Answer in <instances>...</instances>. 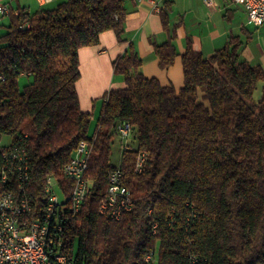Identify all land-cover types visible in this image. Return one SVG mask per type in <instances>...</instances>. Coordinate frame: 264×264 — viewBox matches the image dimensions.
Returning <instances> with one entry per match:
<instances>
[{
	"label": "trees",
	"instance_id": "obj_1",
	"mask_svg": "<svg viewBox=\"0 0 264 264\" xmlns=\"http://www.w3.org/2000/svg\"><path fill=\"white\" fill-rule=\"evenodd\" d=\"M126 3L64 0L35 14L14 8L0 37V135L11 137L0 165L4 150L21 139L30 165L27 193L41 209L47 179L67 197L72 182L63 166L80 142L91 146L90 190L81 210L62 219L65 251L75 264H145L152 250L157 264H264V71L241 58L238 37L208 58L188 42L178 93L144 77L129 44L112 63L123 87L100 98L88 135L91 114L80 109L76 91L78 50L96 46L108 31L125 42ZM167 11L160 13L167 40L150 42L161 70L179 55ZM21 76L30 79L23 89ZM120 122L130 125L136 146H124L113 165L112 136ZM137 152L146 156L140 173ZM115 168L134 201L118 220L99 213Z\"/></svg>",
	"mask_w": 264,
	"mask_h": 264
},
{
	"label": "built area",
	"instance_id": "obj_2",
	"mask_svg": "<svg viewBox=\"0 0 264 264\" xmlns=\"http://www.w3.org/2000/svg\"><path fill=\"white\" fill-rule=\"evenodd\" d=\"M35 1L42 6L51 0ZM203 1L206 6L212 5L211 0ZM227 1L241 6L254 26L264 24V0ZM153 10L159 12L155 5ZM11 13L17 14L9 3H0V17H7ZM24 25L29 27L26 23ZM3 80L0 75V81ZM115 132L122 139H127L131 127L127 122H120L116 125ZM21 142L20 139L4 150L0 165V264H75L65 251L62 219L68 213L76 214L81 210L90 190V182L85 179V173L92 152L91 146L87 142H80L71 160L63 166V176L72 182L69 195L65 197L57 181L48 178L44 190L47 197L39 209L27 193L30 165L26 148ZM145 162V154L137 152L134 165L136 173L142 172ZM133 207L131 193L122 184V172L115 168L108 176L106 196L99 207V213L118 220L123 214L131 212ZM7 211L15 212V223L7 222ZM170 220L172 222V218ZM171 222L168 223L169 226ZM155 228L156 225H153L152 234L155 233ZM44 239H51V246H44ZM44 248L52 249V257H44ZM143 260L145 264H157L156 252H147ZM195 260L193 263L197 261Z\"/></svg>",
	"mask_w": 264,
	"mask_h": 264
},
{
	"label": "crops",
	"instance_id": "obj_3",
	"mask_svg": "<svg viewBox=\"0 0 264 264\" xmlns=\"http://www.w3.org/2000/svg\"><path fill=\"white\" fill-rule=\"evenodd\" d=\"M211 1L212 5L206 6L203 0H127L124 23L126 41L118 43L114 33L108 31L100 35L96 46L78 50L80 77L76 82V91L80 109L92 114L94 100L110 89L123 87L121 79L112 81V63L129 44L141 59L140 73L146 78L156 79L163 87L172 86L177 93L183 86L181 54L185 52L188 42L195 51L208 58L224 48L229 37H238L244 43L240 50L241 58L264 71V46L256 43L252 47L253 32L249 28L253 26L257 29L264 24L254 26L239 5L227 0ZM154 5L159 12L153 10ZM45 6L47 4L39 7ZM168 7L169 26L175 28L174 43L179 55L171 67L161 70L150 42L161 44L167 40L168 32L163 29L160 13ZM84 84L86 92L81 97ZM261 89L262 83H258L253 94L255 101L260 99Z\"/></svg>",
	"mask_w": 264,
	"mask_h": 264
},
{
	"label": "rangeland",
	"instance_id": "obj_4",
	"mask_svg": "<svg viewBox=\"0 0 264 264\" xmlns=\"http://www.w3.org/2000/svg\"><path fill=\"white\" fill-rule=\"evenodd\" d=\"M61 1L64 0H52L47 3V6L45 7H39L35 0H0V3H9V5L14 9L16 7H25L28 8L30 14H35L39 11L44 10H52L54 9ZM9 24V17H0V37L2 34L6 31V27ZM253 32V43L252 47L259 43L260 45L264 46V25L255 29L253 26L249 27ZM119 80V78L112 75V81L115 82ZM30 79H27L25 76H21L18 80V85L20 89H23V87L29 83ZM85 85L84 84L81 87L80 95L83 97V94L85 91ZM82 99V98H81ZM94 108L91 114V122L90 127L88 131V135L91 136L94 133L96 120L99 115L100 109H101V100L100 98L94 100L93 102ZM11 143V137L9 135H0V150L8 147ZM124 146H130L132 148H135L136 144L133 142L132 137L129 136L127 139H122L117 133H114L112 136V147H111V163L113 165H117L120 160V151ZM55 193L60 197L58 191L55 189Z\"/></svg>",
	"mask_w": 264,
	"mask_h": 264
},
{
	"label": "bare ground",
	"instance_id": "obj_5",
	"mask_svg": "<svg viewBox=\"0 0 264 264\" xmlns=\"http://www.w3.org/2000/svg\"><path fill=\"white\" fill-rule=\"evenodd\" d=\"M7 222L15 223V212L7 211ZM44 246H51V239H44ZM44 257H52V249L44 248Z\"/></svg>",
	"mask_w": 264,
	"mask_h": 264
}]
</instances>
